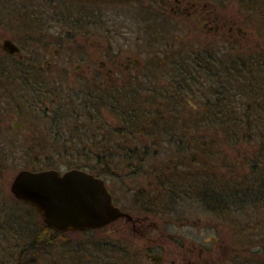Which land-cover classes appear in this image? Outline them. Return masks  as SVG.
Here are the masks:
<instances>
[{
  "label": "flooded vegetation",
  "instance_id": "1",
  "mask_svg": "<svg viewBox=\"0 0 264 264\" xmlns=\"http://www.w3.org/2000/svg\"><path fill=\"white\" fill-rule=\"evenodd\" d=\"M68 1L92 4L118 1L137 9L135 22H138V27H111V42L108 47L110 59L108 62L98 60L97 67L92 70V77L98 82L96 91L90 95L81 89L80 98L88 95L93 98V103L97 102L95 100L100 95L99 81L104 75L109 88L104 94L111 95V99L141 98L139 111L144 132L138 143L143 154L130 156L129 159L145 164L167 163L159 173H151L152 178L158 181L147 183L151 194L160 195L154 198V201L159 199L155 211L147 205L151 203L149 198L147 204L138 205L141 209L137 213L119 207L130 218H119L110 226L123 221L130 229L116 227L111 230L110 226L105 227L107 233L111 234V241L122 239V233L126 234L124 241L130 239L136 242L140 237L150 238L155 233L153 237L156 239L146 238V243L141 248L145 250L144 257L154 264H164L167 261V250L158 244L165 236L170 235L173 246L168 250L177 257L170 259L169 264H264V41H255L256 35L248 44V35L242 29V22H237L226 12H217L216 5L206 0ZM84 7L85 5H80L81 9ZM92 7H88L89 11ZM10 8L8 6L7 10ZM4 10V0H0V66L7 60L18 67L27 64V73L37 74H30L34 81L31 87L34 89L31 107L37 111L42 110V115L45 116L48 114V105L55 102L53 97L57 93L67 95L50 90L49 69H43L37 58L39 55L35 53L34 47L48 52L51 44L43 46L32 43L20 47L12 37L6 35ZM82 12V17H90L85 11L80 13ZM55 22L53 26L39 23L33 33L45 28L63 32L59 19ZM73 28V33L90 32L82 22ZM176 32L183 33L181 38L166 36ZM33 33L31 31L30 34ZM135 33L141 37L135 38L133 45L147 41L145 47L152 50L151 58L141 60L137 55L122 57L118 53L123 51L118 45L122 43L127 48L132 40L128 35ZM11 43L19 49L18 52L10 53ZM32 50L33 56L30 55L32 58H29ZM56 51L54 49V54ZM45 63L49 65V62ZM94 64L96 63L92 65ZM74 69L78 70L79 65ZM104 70L105 74L102 76ZM2 75L0 72V80L4 77ZM81 76L80 80L84 83L82 86L88 87L89 79ZM3 110L4 107H0V115ZM122 112L128 114L127 108ZM178 113H188L191 117L187 118L193 125L195 115H204V123L218 124L226 135L229 129L239 131L240 138L234 142L238 143V153L170 155L165 156L166 161L160 160L162 155L150 149L175 142L163 139L168 131L164 120H168L165 115ZM92 119L98 120L96 114ZM11 126L14 130L19 128L16 122ZM33 129H30L29 137ZM246 131L253 132L246 135ZM124 157L126 155L121 156ZM186 162L190 175L187 181L189 186L180 187L179 191L189 194L190 203L204 207L209 218L202 223L199 218L193 217L186 225L190 228L188 236L169 234L166 227L171 222L159 217L162 211L161 196L170 192L171 182L176 179L173 170L167 169L185 167V164H176ZM159 185L161 186L158 187ZM143 195L146 196L147 192H143ZM186 241L190 246L183 245ZM154 242L156 248H153ZM130 246L128 243L125 245L126 248ZM137 252L140 255L139 248Z\"/></svg>",
  "mask_w": 264,
  "mask_h": 264
},
{
  "label": "rangeland",
  "instance_id": "2",
  "mask_svg": "<svg viewBox=\"0 0 264 264\" xmlns=\"http://www.w3.org/2000/svg\"><path fill=\"white\" fill-rule=\"evenodd\" d=\"M206 1H210L212 5H216L217 12H226L232 18L236 19L237 22H242V29L248 35V40H246L248 44L253 41L254 36L261 32V29L264 30V18L259 16L262 15V12H259L257 15L258 9L255 10L254 7H252V4H258L262 0ZM81 4L85 5L83 9L80 8ZM4 5L5 10L3 17L5 32H7L6 35L12 37L20 47H25L32 43L43 44V46L51 44V48L48 52H45L42 48L37 49V46L34 47L35 53L39 55L37 58H39L43 69H49L48 74L51 76L50 90L55 93L57 91L67 93L68 96L70 95L74 97L80 96L81 89L87 94L96 91L95 86L98 82H96L97 80L94 79V76L92 77V70L97 67L98 60H105V62H108L110 59V51L108 47L111 42V27L124 26L135 29L139 26L138 22H135L137 9L132 7V5L129 7V4H124L118 1H103L92 4L72 2L68 0H4ZM8 6H11L9 10H7ZM91 6H93L91 8L92 10L89 11L88 7ZM82 10L90 17H82L81 15L84 14V12L80 13ZM76 18L79 20H75ZM57 19H59L60 24L62 23L60 26L63 27V32H58L56 29L45 28L41 32L38 31L35 32L36 34L33 33V30L37 28L39 23L53 26ZM256 20H258V23ZM81 22L83 26L90 30L89 33L78 31L73 33V27L78 26ZM255 25L259 26L258 30L256 27H253ZM31 31L33 34H30ZM176 33H169L166 36L174 35L176 38H181L183 33ZM128 37L132 39L131 45L127 48L121 45L122 43L118 45L123 50L118 52L120 56L123 55L122 57H124L128 54L137 55L141 60L152 57V50L145 47L147 41L138 42L137 45H133L135 43V38H140L141 35L135 33L129 34ZM163 40L165 42V39ZM54 49H57L56 54H54ZM163 49H165V47H163ZM22 52L24 53V51ZM32 52L33 50L29 52V58H32ZM45 62H49V65ZM93 63L96 64L92 65ZM26 65L27 64H21L18 67L17 64L13 65L7 60L2 63V66H0V72L3 74L2 76H4L3 79L0 80L2 81L0 82V107H4V110L2 111L3 113L0 115V264H6L10 261L9 257L4 258V254H6L5 250L13 252L15 248H22L24 244L29 243L32 238H28L25 231H34L35 226H38L39 224L33 211L19 203L11 194L9 188L18 171L22 169L44 168L47 159L44 157V154L45 152H48V149L38 147V156H43L37 157V150L33 149V147L30 146V143L26 141L30 135V129H33L34 125L48 124L47 121H42V119L44 120L42 117L43 111H37L33 106L31 107L33 99L32 95L34 92V89L31 87L33 86L34 81L33 78L31 79L32 76L30 74L34 76H37V74L35 72H31L30 74L27 73ZM78 65L79 69L75 70L74 68ZM13 68H18V70H13ZM104 74L105 70L101 75L103 76ZM81 75H83L86 80L89 79L88 87L82 86L84 83L80 80L82 79ZM19 77L20 79L18 80L17 78ZM106 82L107 78L104 75L99 81V88L103 90H100L101 92L107 93L109 91ZM101 92L99 93V99L96 104L98 108L96 111L99 112L95 113L98 118L97 121L99 122V126L103 127V116L104 118L107 117L108 122H111V126H116V121H118L117 110L118 113L124 111V107L126 106L123 105H126V103L125 101L122 102V100H125V98L111 99V95L102 94ZM64 98L67 97L64 96ZM127 100V104L131 102L132 106L135 107L133 108L134 110H139L141 106V98H129ZM108 103H111V107H109ZM47 104L48 103H46V105ZM55 105L56 104H53L52 102L51 105H48L49 110L47 116H49L50 112L56 111L58 107H55ZM74 107L79 109L80 106L75 103ZM118 107L121 108L118 109ZM70 108L67 111H71ZM127 112L129 114L128 109ZM187 114L188 113H185L184 115L181 113L165 115L168 120H164V123L167 124L168 131L165 132L163 139H168L169 142L174 140L175 142L164 143L163 146H157L156 148L150 149L154 152L158 151V154L162 155L160 160L166 161L167 158L165 156L170 155L177 156L194 154L204 156L219 154L236 155L238 153V143L237 141L236 143L234 142L236 139L240 138H238L239 131L236 133V130L229 129L226 135L220 129L218 124L209 125L204 123V115H195V124L193 125L192 121L187 118V116L190 115ZM14 122L19 124L17 130L12 129L11 125ZM69 122L70 120H63V124L60 126L58 125L59 128L54 127L53 130L49 129V132H47L48 134L44 133L42 135L43 138H46V140H52L55 132L59 133L60 138H62V135H65V138H68L74 127ZM99 126H95V128ZM113 129L116 128L114 127ZM252 132L253 131H246V135H249ZM81 133H83V130ZM1 139H3V141ZM120 140L125 141L123 138ZM49 149L52 151V148L49 147ZM114 149L117 148L115 147ZM114 149H111V151ZM49 154L51 155L52 153ZM52 158L53 160L56 159V157ZM112 159L120 161L116 162L119 165L124 160L120 156L113 155ZM180 164L182 166L185 164V167H178L176 169L178 173H173V176L176 177V179L171 182L170 192L166 195L164 194L165 196H161L162 211L159 217L171 222V224L167 225L169 227H166L169 234L179 233L188 236L190 228L186 227V225L191 222L193 217L199 218L202 223L205 219L209 218L203 210L204 207L193 204V202L190 203L188 200L189 194L179 191L180 187L188 185L187 181L190 179V175H188L186 169L188 163ZM123 165L121 164L123 172L120 174L122 175L120 178L107 179L103 177L113 195L114 202L120 208L137 213V211L141 209L138 205H145L147 204V199L152 198L153 201L147 205H150V209L154 212L155 206L159 205V199L154 201V198L160 197V195H156L157 193L151 194L147 188L149 186L147 183L148 181L156 183L158 179H153L151 173H159L158 171L161 170V167L167 165V163L154 162L147 164L143 163L142 165L134 164L135 168L138 169L137 173H129L128 169L123 170ZM68 168H70V166L67 165H60L59 167L61 171H65ZM86 169L90 171L88 168ZM171 170L175 171V169H167V171ZM183 179H186V181ZM139 191H146L147 195H143L140 200H136V194ZM116 227H123L127 230L130 229V226L124 224L123 221H118L109 228ZM12 233H16L19 237H26L27 239L24 241L21 239H13ZM154 234L155 233H152V237L150 238L156 239L153 237ZM124 235L126 234L122 233L123 240H125ZM85 237L91 239V236ZM68 238L69 241H71V246H73L78 239L77 236L74 235H69ZM114 238H116V236ZM146 238L147 237H140L139 240L136 239L138 240L137 242L126 239L132 242H128V245H131L129 248L130 252L122 253V255L125 259L129 260L131 264H154L144 257L145 250H141L142 246L146 243ZM170 238L171 235L170 237L165 236L158 244L161 248H165L168 253V259L164 264H169L170 259L177 257L174 252L171 253L170 250H168L173 246ZM116 240H118L119 243L121 242V239L119 238ZM152 245L153 248H156L157 246L155 245V242ZM183 245L190 246V243L186 241ZM138 248L140 255L137 252ZM50 250L39 254L41 264H49V262H51L50 264H56L58 261L57 257L50 258L49 253L55 252L54 248ZM56 250H59L60 253L58 255L60 256L67 250L69 251L71 249L61 246ZM95 250L96 248L93 249V251ZM17 254L18 250L16 249L13 253V257L16 258ZM69 256L70 255L67 254L62 255L64 260ZM23 258L27 259L26 256ZM110 262L111 264H119L120 262L127 261L119 260L117 262L115 261L114 256L111 255ZM67 263L69 264V261H67Z\"/></svg>",
  "mask_w": 264,
  "mask_h": 264
},
{
  "label": "trees",
  "instance_id": "3",
  "mask_svg": "<svg viewBox=\"0 0 264 264\" xmlns=\"http://www.w3.org/2000/svg\"><path fill=\"white\" fill-rule=\"evenodd\" d=\"M252 7H254L255 10L258 9L257 15L259 12H262V15L259 16L264 18V0H262L258 4H252ZM256 22L258 23V20H256ZM253 27H256V29L258 30L259 26L255 25ZM255 41H264L263 29H261V32L257 34V38L255 39ZM100 90L103 91L101 88ZM101 93L104 94L105 92ZM66 97L67 98H64V96L60 95L59 93H57V96L53 97V100L55 101L54 103L56 104L55 107L58 108L56 109V111L53 109L55 112H50L49 116L42 115V117L45 118L44 120L42 119V121H47L48 124L34 125L32 135L28 137V139H26V141L30 143V146H32L35 150H37L38 147H44L45 149H48V152H45L44 154V157L47 158L46 166L41 169L59 168L60 165H67L70 166V168H88L90 172L95 174L96 176L108 179L120 178L122 176L120 174L123 172L121 164H125L123 165V170L128 169L129 173H137L138 169L135 168L134 164L142 165L143 163L140 161H132L129 159V157L143 154L140 144L138 143L143 137L144 132L142 115L140 114V111L137 109L134 110L133 108L135 107L132 106L131 102L127 104L128 100L123 99L122 102L125 101L126 103V105H123L126 106L124 107V110L125 108L130 110L129 114H125L122 111L118 113L117 110L118 123L116 124V126H114L116 129H113L114 127H111L110 125L111 122L109 123L107 117L104 118L103 116V127H100L99 122L92 119L93 115L97 112L96 110L98 109L96 105L97 102H92L93 98L91 99V97H89L88 95H83V98H80V96L74 97L70 95H66ZM82 99L83 102H81ZM98 99H96L95 101H98ZM75 103L76 105L80 106L79 109L74 107ZM108 104L109 107H111V103ZM69 108L71 109V111H67ZM66 116L68 119L66 118ZM63 120H70L69 123L74 126L72 128L73 131L69 134L68 138H65V135H62L63 133L61 134L62 138H60L58 132H55L52 140H46V138H43L42 135L49 132L48 129L53 130L54 127H58V125L60 126L61 124H63ZM95 126L99 127L95 128ZM82 130L83 133H81ZM236 133L238 132L236 131ZM122 138L125 141L120 140ZM49 147L52 148V151L49 149ZM115 147L117 149H114ZM111 149L114 150L111 151ZM36 152L37 157L43 156H38V150ZM49 153H52V157H56V159L53 160ZM112 155L120 157L126 155V157L123 158V162L119 165L116 162L120 161L112 159ZM173 172L178 173L176 169ZM160 186L161 185H159L158 187ZM142 194L143 191H139L136 194V200H140ZM152 201L153 200L151 198L149 203ZM25 206L33 211L34 215L37 217L39 224L38 226H35L34 231H25L27 237L32 238V240H30L29 243L24 244L22 248L14 249V251L16 249L18 250L16 258L13 257L14 251L9 252L8 250H5L6 254H4V258L9 257L10 260L6 264H41L39 260V254H41L42 252L45 253V251H49L53 248L55 252H51L49 254L51 259L56 257L58 258L56 264H68L67 261H69V264H111V255L114 256V259L117 262L119 260L127 261L120 262L121 264H131L129 260L125 259V257L122 255V253L130 252L129 248L131 246L128 248H126L127 246L125 247V245L129 242L128 240L124 241L123 239H121L120 243L118 242V240H115V242L111 241V234H108L105 228L79 233H58L48 228L42 222L41 218L33 207L29 205ZM12 234L13 239H21L22 241L27 239L26 237H19V235L16 233ZM69 235H74L78 238L76 240L77 243L75 242L73 246H71V241H69ZM85 236H91V239H87ZM61 246H65V248L68 247L69 249H71L63 253L64 255H70L65 260L62 257L63 254L59 256L58 254L60 252L59 250H56ZM94 248H96L95 251H93ZM25 256L27 259L23 258ZM50 263L51 262H49V264Z\"/></svg>",
  "mask_w": 264,
  "mask_h": 264
},
{
  "label": "water",
  "instance_id": "4",
  "mask_svg": "<svg viewBox=\"0 0 264 264\" xmlns=\"http://www.w3.org/2000/svg\"><path fill=\"white\" fill-rule=\"evenodd\" d=\"M10 53L18 52L9 44ZM14 198L32 206L43 223L58 232H83L130 218L115 205L106 182L79 168L18 171L11 184Z\"/></svg>",
  "mask_w": 264,
  "mask_h": 264
}]
</instances>
